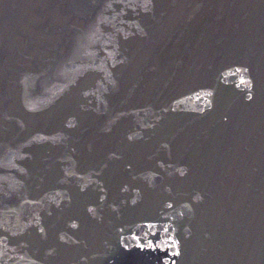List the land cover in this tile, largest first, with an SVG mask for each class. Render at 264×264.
Here are the masks:
<instances>
[{
  "label": "water",
  "instance_id": "water-1",
  "mask_svg": "<svg viewBox=\"0 0 264 264\" xmlns=\"http://www.w3.org/2000/svg\"><path fill=\"white\" fill-rule=\"evenodd\" d=\"M66 264H264V0L112 1Z\"/></svg>",
  "mask_w": 264,
  "mask_h": 264
},
{
  "label": "snow or ice",
  "instance_id": "snow-or-ice-1",
  "mask_svg": "<svg viewBox=\"0 0 264 264\" xmlns=\"http://www.w3.org/2000/svg\"><path fill=\"white\" fill-rule=\"evenodd\" d=\"M252 97H251V95L249 96V99H251ZM141 247H143V245H141Z\"/></svg>",
  "mask_w": 264,
  "mask_h": 264
}]
</instances>
